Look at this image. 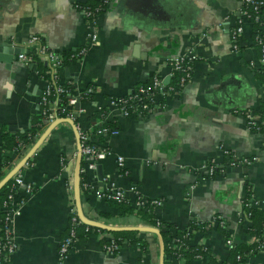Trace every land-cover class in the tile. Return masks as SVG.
Instances as JSON below:
<instances>
[{
    "label": "crops",
    "instance_id": "0c3cea01",
    "mask_svg": "<svg viewBox=\"0 0 264 264\" xmlns=\"http://www.w3.org/2000/svg\"><path fill=\"white\" fill-rule=\"evenodd\" d=\"M85 1L0 0V152L4 135L26 132L40 112L46 80L35 62L12 51L34 52L29 38L39 35L48 47L68 55L58 78L71 83L73 95L92 86L89 98L78 102L74 123L110 152L99 159L81 154L79 202L85 218L112 230L90 225L84 232L80 226L69 252L59 253L70 217L78 216L77 138L72 125L62 120L21 168L33 189L18 191L26 200L14 219L16 248L1 264H158L159 238L149 229L155 226L94 194L95 188L108 186L124 189L130 200L135 197L131 186L149 200H162L155 212L171 232L190 230V240L209 249L194 264H209V257L224 263L229 244L214 217L225 220L220 226L233 243H250L252 220L242 200L248 197L251 206L264 209V131L249 127L245 116L251 110L264 123V79L256 70L259 52L250 21L244 22L239 50L232 49L230 30L240 0H111L93 22L78 7ZM82 46L86 50L77 56ZM186 52L196 56L191 76L176 92L157 94L159 105L143 116L110 105L111 96L129 93L154 74L169 83V61ZM107 105L117 131L94 136L95 111ZM35 141L27 143L24 153L26 144L12 153L3 176ZM225 149L232 156L260 158L232 165ZM117 156L123 157V166ZM210 158L218 163L214 174L202 166ZM194 221L208 222L207 231L192 228ZM120 229L133 230L141 240L124 239L118 251L107 252L104 243ZM260 239L262 248L246 256V264H264V227Z\"/></svg>",
    "mask_w": 264,
    "mask_h": 264
},
{
    "label": "built area",
    "instance_id": "2783aa9c",
    "mask_svg": "<svg viewBox=\"0 0 264 264\" xmlns=\"http://www.w3.org/2000/svg\"><path fill=\"white\" fill-rule=\"evenodd\" d=\"M107 4L105 10L109 7L111 0H107ZM251 7L250 9L248 7ZM82 14L87 20L93 22L95 17L98 13H92V11L88 9H81ZM238 18L236 19V23L230 30L231 41H232V49L239 50L240 42L242 38V34L244 31V22L250 21L251 24L255 23L257 25L256 31L257 33L254 34L252 38L253 43L256 44L260 48V55L258 57V61L256 66H258L264 76V0H240V4L238 6ZM89 37L91 40L95 39L94 33H89ZM35 45L36 48L34 52L38 54L39 59L45 61L50 66V79L46 80V85L42 91L41 95V113H42V126L50 123L54 119L57 118H71L73 121L79 111V107H76L75 104L78 102V95H70L68 103L73 105L74 107L70 110H67L66 116H61L58 113L59 106L57 104V99L49 98L52 94H58L65 90L62 80L58 78V72L62 65V58L61 54L54 49L47 46L46 42H43L39 35H32L29 38V45ZM86 50V46H82L76 53L77 56L83 55ZM32 51V50H31ZM27 52L19 53L22 60L26 62H34L32 55ZM33 52V51H32ZM24 53V54H23ZM196 59V56L191 52L182 53L176 55L171 58L169 61V65L171 68V74L173 75L175 71H181L183 74L179 77V84L178 85H171L168 83H164L162 77L158 74H154L152 76L151 84L144 86L143 84L139 85L136 90H132L129 93L121 96H111L109 99V103L114 108L119 109L124 114H135V115H144L147 111L151 110L154 106L159 105L160 103L157 102L156 96L160 94L161 96L165 97V95L176 92L180 89L184 84L188 81L189 77L191 76V72L193 69V63ZM92 86H87L83 91L86 93L92 92ZM149 99H151L149 101ZM137 100L138 104L137 107L131 104L132 101ZM102 107V106H100ZM108 107V113L110 112V108ZM61 111H64V108H60ZM245 116L247 118V123L249 127L256 128L255 125L262 124L261 120L257 119L256 114L251 110L245 111ZM97 129L94 134L100 135L102 133H115L117 131L116 128L108 127L106 125H102V121L98 118L97 121ZM76 129L79 135L80 141V151L81 154H91L94 158H102L110 150L107 147H101L99 144L95 142H88L89 133L88 131H84L79 128L76 124ZM257 129V128H256ZM39 133L34 136V140L38 137ZM29 147V144H26ZM25 145V146H26ZM25 148V147H24ZM27 148V147H26ZM25 148V150H26ZM22 151L23 153L25 152ZM225 152H229L225 149ZM22 154V153H21ZM229 154V153H228ZM230 155V154H229ZM260 156L253 155V156H232L230 155L229 162L230 164H244L247 165L254 160H258ZM28 161V160H27ZM27 161L23 163V165H27ZM117 162L120 166H123V157L117 156ZM22 165V166H23ZM21 166V168H22ZM202 166L207 170L209 174H214L218 170V163L216 159L210 158L206 162L202 164ZM21 168L18 169L12 175V187L6 193L2 203L0 205L2 210V215L0 216V264L2 261L8 257L16 248V234L14 230V219L16 215L20 213L22 205L25 203V196L18 193L19 190H22L24 193L32 192L33 186L31 182L25 181L22 173ZM85 186H89L88 183ZM134 186H131V191H134L135 197L134 199L130 200L125 194V190L122 188L108 186L104 189L95 188L94 194L102 199H111L117 202H120L124 199H128L132 201L136 207L139 206H153L158 207L162 204V200L160 199H152L149 200L142 195L138 194ZM246 205H250V202L247 198H243L242 200V207L244 208V212L246 216L249 217V211L246 210ZM215 220L221 226L225 225V220L220 215H216ZM264 219V216H263ZM79 223H83L76 214H73L70 217L69 225L67 232L64 234L63 238L60 240L59 243V253L61 256L66 255L69 250L72 248L74 241L76 239L77 234V225ZM85 224V231H89L91 226L89 224ZM209 226V224H208ZM228 244L231 245L233 242L231 239L227 240ZM262 242L258 245V249L262 248ZM203 246V245H202ZM204 247V246H203ZM120 248V243H118L114 236L110 235L108 240L104 243V249L107 252L115 253ZM244 254L237 255V257L243 258ZM179 264H182L181 260L177 261ZM139 264H145L143 260ZM239 264H246L243 260H240Z\"/></svg>",
    "mask_w": 264,
    "mask_h": 264
},
{
    "label": "trees",
    "instance_id": "16d2710c",
    "mask_svg": "<svg viewBox=\"0 0 264 264\" xmlns=\"http://www.w3.org/2000/svg\"><path fill=\"white\" fill-rule=\"evenodd\" d=\"M107 0H86L85 2H81L78 4L79 9H88L92 11V13H100L105 10ZM251 8L250 6L248 7ZM90 18V16H88ZM86 18V19H88ZM257 25L255 23L252 24L251 29V35L252 38L254 37V34L257 33L256 31ZM256 45V44H255ZM257 46V45H256ZM257 50L260 55V48L257 46ZM29 54L32 55V58L34 62L37 65V69L39 74L44 79H50V66L43 60L39 59L38 54L36 52L29 51ZM72 55V54H71ZM69 54V56L71 57ZM258 55V57H259ZM62 58V65L66 61L65 59L68 58V55H61ZM61 65V66H62ZM256 70L261 74V76L264 79L263 73L261 69L256 66ZM183 74L181 71H175L172 75V79L168 84H179V77ZM152 78L148 79L147 81L141 83L144 86L151 84ZM65 90L63 92H60L58 94H52L49 96V98H55L57 99V104L59 106L58 113L61 116H66L67 110L72 109L74 106L68 103L70 95H73V86L69 82H62ZM140 84V85H141ZM138 87L134 88L136 90ZM91 92L86 93L83 90L78 94V102L83 101L86 98H89V95ZM151 99H149L150 101ZM131 104L135 107H137L138 101L134 100L131 102ZM60 108H64V111H61ZM95 116L99 118L102 121V125H106L109 128L112 127L113 122L108 118V107L102 106L98 108L95 111ZM42 113L41 109L39 114L36 116L35 120L33 121L31 127L29 130H27L24 133H7L4 135V144L2 145L1 152H0V179L3 177V167L5 165H9L10 162L13 160L12 153L14 151H19L21 145H25L27 143H30L34 136L38 133H40L42 129ZM76 121V117L74 119ZM257 129H260L264 131V123L255 125ZM97 129V126H94L92 131L94 132ZM100 137H102L100 135ZM88 142L94 143L90 138L87 140ZM97 144V143H96ZM84 176V174H81ZM81 176V181H84V177ZM12 178H9L0 188V205L2 203V200L4 199L6 193L11 189L12 185ZM111 203L117 205L122 211L124 212H135L138 214L142 219H146L150 221L154 226L159 228L160 235L163 240V246H164V264H179L177 261L181 260L182 264H194L195 260L204 256L208 255L209 249L207 247H203L201 244L194 243L190 240V237L192 235V231L187 229H177L174 232H171L170 225H166L160 218L156 215V208L153 206H139L136 207L135 204L128 200L124 199L120 202H117L115 200L108 199ZM246 210L249 211V217L252 220L251 225L249 226V232L254 236V240L250 243H232L229 245V252L227 255L226 260L224 263L217 262L214 258L209 257V264H239L240 260H243L245 262L246 256H249L251 254H254L258 250V245L261 243V235L262 230L264 227V209L259 207H253L250 205H246ZM2 210L0 207V216L2 215ZM217 229L221 231L225 237V240L231 239L230 234L223 229L220 224H218ZM226 225V223H225ZM224 225V226H225ZM81 226V227H80ZM223 226V227H224ZM82 228L84 232L85 231V224L79 223L77 225L78 228ZM208 222L206 221H194L192 228L199 229L202 231V233H205L207 231ZM81 230V229H80ZM78 232V231H77ZM113 236L115 237L116 241L118 243H121L124 239H128L129 241L134 240H141L133 235V230L130 229H120L111 231ZM142 246L147 247V241L142 240ZM244 254L243 258H238L237 255Z\"/></svg>",
    "mask_w": 264,
    "mask_h": 264
},
{
    "label": "water",
    "instance_id": "95a60500",
    "mask_svg": "<svg viewBox=\"0 0 264 264\" xmlns=\"http://www.w3.org/2000/svg\"><path fill=\"white\" fill-rule=\"evenodd\" d=\"M12 51L15 53V55L24 52L23 49L21 48H12ZM18 56H16L17 58ZM10 60V59H8ZM165 83L167 82V77L163 80ZM76 107H78V102L75 104ZM62 120H66L68 121L72 127L74 128L75 132H76V138H77V151H76V168H75V174H74V198H75V204L77 207V214L79 216V218L81 219L82 222L89 224V225H96L99 227H103V228H108L111 229L109 226H106L104 224H100L98 222H92V220H89L87 218L84 217V215L82 214L81 208H80V202H79V174H80V159H81V151H80V141H79V135L78 132L76 130V126L74 121L71 118H57L54 119L53 121H51L48 126L45 128V130L42 132L41 135H39L38 138H36L33 146H31L29 148V150H27V152L25 153L24 156H22L20 158V160L18 162H16L11 169L0 179V188L1 186L9 179L12 177V175L21 168V166L23 165V163L25 161L28 160V158L30 157V155L35 151V149L37 148V146L42 142L43 138L46 136V134L60 121ZM28 147V145L25 146V148ZM22 149V151L25 150ZM117 229V228H114ZM151 230H153L159 238V244H160V250H159V263L158 264H164V246H163V240L162 237L160 235L159 232V228L158 227H152L149 228ZM112 230V229H111Z\"/></svg>",
    "mask_w": 264,
    "mask_h": 264
}]
</instances>
